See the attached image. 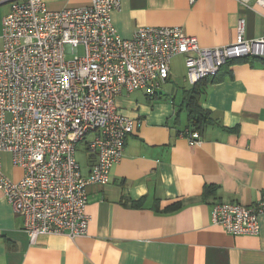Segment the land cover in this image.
<instances>
[{"label":"crops","instance_id":"0c3cea01","mask_svg":"<svg viewBox=\"0 0 264 264\" xmlns=\"http://www.w3.org/2000/svg\"><path fill=\"white\" fill-rule=\"evenodd\" d=\"M44 2L59 10L89 0ZM249 3L121 0L111 16L122 37L138 26L177 25L199 45L213 47L234 40L240 17L247 37L264 36V9ZM184 60L181 54L171 59L155 95L134 89L116 96L117 111L135 124L109 181L87 186L85 235L41 234L30 244L23 216L0 190V264H264V215L257 235L229 234L210 215L217 202L264 200V59L230 60L197 84L187 81ZM190 98L207 120L194 124ZM197 128L200 139L190 144L182 132ZM87 136L86 142L93 134ZM95 159L88 153L83 175ZM1 161L8 178L22 177L9 151Z\"/></svg>","mask_w":264,"mask_h":264},{"label":"built area","instance_id":"2783aa9c","mask_svg":"<svg viewBox=\"0 0 264 264\" xmlns=\"http://www.w3.org/2000/svg\"><path fill=\"white\" fill-rule=\"evenodd\" d=\"M1 4L9 9L0 33V190L23 216L30 244L41 234L76 238L87 233V186L109 181L135 124L117 111L115 99L122 90L155 95L179 54L191 84L216 75L230 60L264 59V36L247 37L243 17L231 43L205 47L177 25L138 26L130 37H122L111 16L121 0H89L59 10L47 9L44 0ZM255 4L264 9V0ZM68 53L73 56L67 58ZM90 133L85 148L96 159L83 175L76 146ZM182 135L190 144L200 139L194 129ZM3 151L23 168L20 179L4 174ZM210 215L229 234L257 235L264 200L254 205L217 202Z\"/></svg>","mask_w":264,"mask_h":264},{"label":"rangeland","instance_id":"374dc122","mask_svg":"<svg viewBox=\"0 0 264 264\" xmlns=\"http://www.w3.org/2000/svg\"><path fill=\"white\" fill-rule=\"evenodd\" d=\"M9 9V4H1L0 5V33H1V19L3 17L4 14H6V12ZM0 47H1V39H0ZM82 52V47L78 48V53ZM73 56V53H68L67 54V58H70ZM88 139V136H86V139L84 141H81L77 144L76 146V160L77 162L80 164L81 167H84L87 163V158H88V152L85 148V142Z\"/></svg>","mask_w":264,"mask_h":264},{"label":"trees","instance_id":"16d2710c","mask_svg":"<svg viewBox=\"0 0 264 264\" xmlns=\"http://www.w3.org/2000/svg\"><path fill=\"white\" fill-rule=\"evenodd\" d=\"M217 75V74H216ZM216 75L214 76H209V77H206V78H210V77H215ZM204 78V79H206ZM202 79V80H204ZM200 80V81H202ZM198 81V82H200ZM198 82H196L195 84H197ZM187 109H188V112H189V117L191 119L194 120V124H198L202 121H205L207 120V111L205 109H203L199 103L194 99V98H190L187 102ZM196 129V128H195ZM199 128H197L198 130Z\"/></svg>","mask_w":264,"mask_h":264}]
</instances>
